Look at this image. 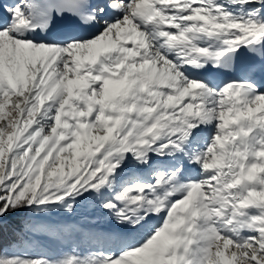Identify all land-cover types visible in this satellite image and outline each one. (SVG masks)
<instances>
[{
	"label": "snow or ice",
	"instance_id": "6c2138e0",
	"mask_svg": "<svg viewBox=\"0 0 264 264\" xmlns=\"http://www.w3.org/2000/svg\"><path fill=\"white\" fill-rule=\"evenodd\" d=\"M0 264H264V0H0Z\"/></svg>",
	"mask_w": 264,
	"mask_h": 264
},
{
	"label": "rangeland",
	"instance_id": "374dc122",
	"mask_svg": "<svg viewBox=\"0 0 264 264\" xmlns=\"http://www.w3.org/2000/svg\"><path fill=\"white\" fill-rule=\"evenodd\" d=\"M9 109H5L6 112H8Z\"/></svg>",
	"mask_w": 264,
	"mask_h": 264
}]
</instances>
